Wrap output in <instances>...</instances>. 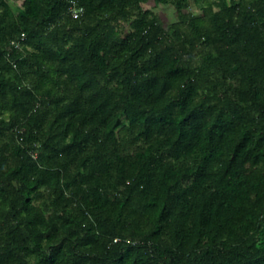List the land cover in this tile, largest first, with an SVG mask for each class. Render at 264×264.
Wrapping results in <instances>:
<instances>
[{
  "label": "trees",
  "instance_id": "1",
  "mask_svg": "<svg viewBox=\"0 0 264 264\" xmlns=\"http://www.w3.org/2000/svg\"><path fill=\"white\" fill-rule=\"evenodd\" d=\"M20 1L0 264H264V0Z\"/></svg>",
  "mask_w": 264,
  "mask_h": 264
},
{
  "label": "rangeland",
  "instance_id": "2",
  "mask_svg": "<svg viewBox=\"0 0 264 264\" xmlns=\"http://www.w3.org/2000/svg\"><path fill=\"white\" fill-rule=\"evenodd\" d=\"M172 1V0H169ZM188 1V8L187 11L191 12H199L198 9L195 7L193 0H187ZM10 6L12 7L13 11L15 13L19 12L22 10L21 7V1L20 0H8ZM143 9H149L151 10L154 14H156L159 18V21L161 23L167 24V23H172L177 20V12L175 7L170 4V3H147V4H142ZM122 30L127 31L129 28L128 27H121ZM123 32V31H121ZM28 261L30 264L34 263L35 258L33 256H29Z\"/></svg>",
  "mask_w": 264,
  "mask_h": 264
},
{
  "label": "built area",
  "instance_id": "3",
  "mask_svg": "<svg viewBox=\"0 0 264 264\" xmlns=\"http://www.w3.org/2000/svg\"><path fill=\"white\" fill-rule=\"evenodd\" d=\"M84 9L82 6L77 5L76 3H72L71 7L69 8V13L73 18H78L82 13ZM15 46L18 44H15L12 42Z\"/></svg>",
  "mask_w": 264,
  "mask_h": 264
}]
</instances>
